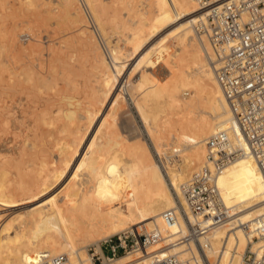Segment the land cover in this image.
Segmentation results:
<instances>
[{
  "label": "bare ground",
  "instance_id": "1",
  "mask_svg": "<svg viewBox=\"0 0 264 264\" xmlns=\"http://www.w3.org/2000/svg\"><path fill=\"white\" fill-rule=\"evenodd\" d=\"M34 1L26 0L25 4L32 5ZM110 3L115 5L108 9L103 0H59L57 9H46L49 18L56 17L57 23L67 21L71 25L70 28L77 33L84 51L91 59L90 68L95 70V79L91 78L93 82H88L86 86L90 91L93 89V95L89 97L92 101L85 117L91 120V124L97 118L96 123L92 124L96 128L91 129L90 134L94 132L88 142V136L84 138L79 135L80 126L76 124L77 134L73 136L66 154L59 157L53 180L39 176L30 186L20 183L16 192H9L0 179V205H6L0 212V218H4L0 226V264H47V259L64 254L68 256L61 264H97L91 259L90 253H85L86 246L73 248L78 243L74 240L77 235L88 237L85 238L88 240L99 235L93 238L95 251L102 256L99 264H141L139 259L144 258L147 259L142 263L152 264L157 252L176 253L181 258H185L189 252L197 256L193 243L176 242L164 250H159L161 244L157 243L108 258L101 249V242L115 233L128 236L136 228L142 231L157 228L164 242H174L179 233L170 230L171 226L178 222V231L182 233L186 229L178 216L181 210L188 211L181 185L188 181L192 173L207 164L208 138L219 130H226L236 143L241 146L245 144L215 76L212 65L215 60L214 49L209 39L196 30L197 25L207 23L209 7L199 6L195 0H147L146 6L141 9L130 7V11L138 18L139 26L144 28V33L141 35L140 31H134L133 47L128 55L116 43V37L115 41L110 38L112 32L104 21L105 13L116 21V0H110ZM42 4L48 5V1L42 0ZM88 20L93 23L92 33L86 31ZM164 34L170 38L165 55L156 63L143 62L145 51ZM17 36L18 33L12 28L3 36L4 41L0 42L2 128L8 118L19 119L14 110L9 108L11 97L6 92L15 91V85L22 80L30 84L29 80H33L34 76L41 80V85L49 80L46 77L45 80L39 68L36 69L33 64L26 65L27 61L25 65H13L15 56L17 59L24 54L28 57L35 51L39 54L42 52L39 51L42 46L41 43L39 46L38 39L26 47L15 48ZM102 40L105 48L101 45ZM5 41L12 45L13 52H10L14 54L8 60L7 56L11 53L7 52ZM72 52L68 54V59L62 55L56 60V56L47 59L50 69H54V63L58 61L64 66L62 71L70 72V68H73L71 61L76 56ZM53 53L56 55L59 52ZM158 69L163 76L161 78L157 75ZM3 72L8 75L6 82H3ZM89 79H86V83ZM128 97L138 113L145 139L131 141L120 133L116 114L124 104L122 101L127 102ZM70 100L73 101L70 98L63 104L67 102L69 105ZM173 103L179 111L163 118L168 111L166 108L169 109ZM94 106H97V114L93 113ZM105 108L107 110L103 114ZM64 125L65 129L70 127L68 121ZM146 139L155 147L160 161L163 164L166 161L164 165H158L155 161ZM24 141L14 160L23 161L25 156L31 159L37 157V141L29 140V145ZM108 144H115L116 148L108 150ZM171 159L172 162L178 160L176 166L175 162L174 165H168L173 164ZM4 174L0 170V177ZM82 174L83 180L79 179ZM48 181L50 184H47ZM62 181H66L63 193L50 195L56 183ZM216 184L224 204L232 209L233 218L248 221L252 232L258 228L259 233L264 234V174L255 159L247 155L232 161L217 175ZM40 189L46 195L35 197L33 194ZM40 199L42 202L39 205L34 204ZM90 200L96 201L97 211L106 209L105 217H96L91 211L88 212ZM15 201L20 209H16L17 212L9 208ZM45 214L58 217L61 228L59 234L41 230L40 223L44 221ZM228 228L224 224L212 229L209 237L211 248L207 253L211 256L221 245L222 239H227L228 249L235 245L238 253L228 264H238L247 238L241 228L235 226L229 234ZM252 245L264 249V235L259 236ZM228 257V253H224L222 262L226 263Z\"/></svg>",
  "mask_w": 264,
  "mask_h": 264
},
{
  "label": "rangeland",
  "instance_id": "2",
  "mask_svg": "<svg viewBox=\"0 0 264 264\" xmlns=\"http://www.w3.org/2000/svg\"><path fill=\"white\" fill-rule=\"evenodd\" d=\"M21 1L23 2L21 3ZM21 1L0 0V42L4 41L3 36L12 28H14L18 33L17 39L15 41V48H22L23 46L26 47L31 42L38 39L37 42H39V46L41 43V46L43 48H40L41 50L39 49V51H42L41 54L35 51L34 53H31V55L28 56L30 58L26 57L27 55L25 56L24 54L21 55V57L18 56L19 58L17 57V59L16 56L13 58L14 54L10 52V50H12V45L5 41L7 43L6 50L7 52L11 53V57L7 56V60L8 57L10 59L13 58V65L15 64V66H21V63L25 65L24 63L27 61L26 65L33 64L36 69L39 68L38 71L42 73L43 78L45 79L46 77V79L49 80L46 82L43 80V78H41L45 82H43L42 84H46V87L45 85H41V80H38L37 77L34 76L33 80H29L30 84L28 81L27 84V82L24 83V80H22L18 84L15 83L16 85L14 90L16 92L13 90L6 92L8 95H10L9 97H11V99L9 98L10 101L8 102V104H10V110H14L15 116L19 117L20 119L15 120L13 117H10L11 119L8 118V122L4 126L5 128H2L0 126V157L2 158L0 159L2 162H0V170H3L5 172V174L0 177V179L5 189L9 192H16L20 183L24 186H30L33 183L34 179L39 176H42L49 181L53 180V175L58 169L57 163L59 157L66 154V151L71 147L73 136L77 134V129L75 127L76 124L80 126L79 135L84 138L88 136L87 140L89 142V139H91V136L94 132L93 131L90 134V132L92 131L91 129H93L94 127L92 126V124H95L97 121L96 118V120L94 119L95 122H92L91 124V120L85 117V113L90 109V104L92 101L90 98H92L91 95H93V89H91V92L89 88H86V86L88 85V82H93L91 78L95 79V70H92V68H90L91 59L88 56V53H86L87 51H84V46L78 38L77 33L73 31L74 29L70 28L71 25L67 21H60L59 23H57V18H49V14L48 12H46V9L48 7H56L57 9V4L59 0H45L48 1V5H43L42 0H35L32 5H26V0ZM103 2L105 3L106 7H108V9L115 5V3H110V0H103ZM146 2L147 0H116V21H113L108 13L104 14V21L107 25V29L112 32L110 34V38L115 41L116 37V43L120 45L124 54H131L133 47L132 36L134 34V31H140L141 35L144 33V28L139 26L138 18L132 11H130V7L134 9H141L146 6ZM92 24L93 23L88 20L86 31L91 33L94 31ZM27 26H29V29ZM169 44L170 38L167 36V34L162 35L155 42H153L145 51L142 61L145 63H156L163 57V55H165L167 51L166 49ZM101 45L103 46V48H105L103 40L101 41ZM53 51L59 53L55 55ZM71 52L76 54V56L74 60L71 59L73 68H70V72L62 71L64 66H62V64L58 61H55L56 63H54L53 66L54 69H50L51 66L48 64V60H50L51 57L54 58L56 56V58H54L56 60L58 56L62 55V57L64 56V58L66 57V59H68L67 56ZM33 54L35 56H33ZM23 56L25 58H23ZM37 59H39V62ZM90 70L91 72H93L91 73ZM43 73L45 74L43 75ZM5 74H7V72H5L3 75V82H6V79H8V75ZM157 75L160 78L163 77L159 69L157 70ZM85 78H90L87 83ZM14 80H16V78ZM83 82H85L86 84ZM32 83L34 84L32 85ZM24 85L27 86L25 87ZM85 88L86 91L84 90ZM25 90L27 91L25 92ZM76 92L79 93V95H77ZM6 93H4V95ZM12 93H14V95ZM19 94L22 95L20 96ZM72 95L73 97H71ZM30 96H32V98ZM67 97L73 99V101L70 100L71 102L69 105L67 104V102L63 104L64 101H69L70 98L67 99ZM35 99H37L36 103ZM130 100L131 99H129L128 97L127 102L122 101L124 104L120 109H118V113L116 114L120 133L129 137L131 141L133 139H135L133 141H136L138 138L145 139L143 131L141 132V121L139 119L138 113L136 109L132 106ZM32 102L35 105L32 104ZM21 104H23V107H21ZM61 106L63 108H61ZM170 107L169 109H167L168 107L166 108V111H168L164 114L165 116L163 118H165L166 116H173L176 114L175 112L179 111L175 103H173V105L171 104ZM58 110H60V112H58ZM106 110L107 108L104 109L103 114H105ZM31 111L34 113H30ZM40 111L44 113L42 114V117ZM93 113L97 114V106H94ZM21 114L23 116H21ZM65 121H68V123L70 124V127L68 129H65ZM95 128L96 126L94 127V129ZM28 139L30 140V142L31 140H36L37 142L35 143L39 144V151L37 152L38 158L36 157L31 159L25 156L23 161L14 160L13 157L17 156V151L19 150L21 143L25 140L27 142L26 144H28ZM42 141H44V143ZM146 141L149 142L148 146L152 151L154 159H156L155 161L158 162V165H164L166 161H164L163 164L160 161V157L157 155L153 144L150 142L149 139H146ZM109 144L106 147L108 150L112 151L113 148H116L114 146L115 144H112L110 146ZM27 150L28 152H30L28 146ZM175 158L178 159L177 156ZM172 161L173 159L170 160V162ZM177 161H174L175 166L177 165ZM174 162H172L173 164L168 165H174ZM79 179L83 180L84 175H80ZM49 181L47 182V184H50ZM65 184L66 181L57 182L55 188L51 190L50 195L56 193H63ZM33 195L35 197H44L46 194H44V192L40 189L39 191H36ZM41 202L42 199L38 200L34 204L39 205ZM96 204L97 203L95 200H90L89 204H87L88 212L91 211L92 214L96 217H105L106 209H102L101 212L100 210L97 211ZM10 205H13L9 206V208H11L10 211L14 209L15 211L16 209L17 211L20 210L18 208L19 206L17 205V201L12 202V204ZM5 206L6 205H0V212H2L4 208H6ZM58 222V217L51 214H45V219L40 223V228L42 231H52L59 234L61 228ZM3 223L4 218L2 217L0 218V226ZM50 225H52L51 228ZM78 236L80 235H77L74 238L75 242L78 243L73 246V248L76 246L84 245L86 246V249L84 251L87 254L89 253L88 247L96 245L93 242V238H96L99 235H96V237H93L91 240L85 239L88 237ZM64 255L65 259H67L68 255ZM143 260L139 259L141 264H144L142 263ZM97 264H99V262H97Z\"/></svg>",
  "mask_w": 264,
  "mask_h": 264
},
{
  "label": "built area",
  "instance_id": "3",
  "mask_svg": "<svg viewBox=\"0 0 264 264\" xmlns=\"http://www.w3.org/2000/svg\"><path fill=\"white\" fill-rule=\"evenodd\" d=\"M199 6L209 7L207 23L197 25L200 35H205L215 52L212 61L215 76L221 86L235 125L244 141L241 146L226 130L215 132L207 140L206 161L200 170L191 174L181 185L188 211L178 213L186 229L181 233L176 222L170 230L178 234L174 242H164L157 228L131 230L128 236L115 234L101 242L102 251L111 258L140 246L160 243L164 250L176 242L193 243L197 256L189 252L185 258L176 253H156L152 264H228L237 253V247H227V239L211 256L209 237L216 226L228 225L227 233L239 227L247 238V245L238 264H264V249L253 247L259 229H250L248 221L233 218L217 188L216 180L229 163L252 156L264 174V0H195ZM229 237V236H228ZM93 262L102 256L89 246ZM228 253L226 263L222 262ZM47 264H61L65 255L47 259Z\"/></svg>",
  "mask_w": 264,
  "mask_h": 264
}]
</instances>
